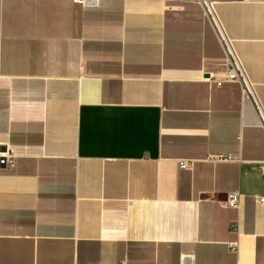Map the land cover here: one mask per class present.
I'll return each instance as SVG.
<instances>
[{"label": "crops", "instance_id": "obj_1", "mask_svg": "<svg viewBox=\"0 0 264 264\" xmlns=\"http://www.w3.org/2000/svg\"><path fill=\"white\" fill-rule=\"evenodd\" d=\"M216 1L264 109V0ZM223 60L194 0H0V264H264V128Z\"/></svg>", "mask_w": 264, "mask_h": 264}, {"label": "built area", "instance_id": "obj_2", "mask_svg": "<svg viewBox=\"0 0 264 264\" xmlns=\"http://www.w3.org/2000/svg\"><path fill=\"white\" fill-rule=\"evenodd\" d=\"M82 3H86L87 0H78ZM196 1L203 12L204 18L212 26L216 37L222 46L224 52V60L222 66L224 67L223 78L206 77V81L213 82L217 87H222L224 83L237 82L241 85L242 94L249 99L260 118L261 125L264 128V109L256 93V85L250 79L248 72L236 50L235 41L228 35L224 25L218 15L216 9V0H194ZM96 3V1H93ZM16 154L10 147H6L5 150L0 151V168L11 169L15 165ZM211 160L216 162H230L234 158L232 155H215L210 157ZM191 161L181 160L179 161L180 169L188 170L191 168ZM264 176V169H263ZM241 201V194L239 192L229 193L226 198L221 201L222 207L239 209ZM258 202L264 205V198H258ZM233 230L236 233H239V222L236 221L233 223ZM230 247L232 250L237 251V243H231ZM125 264V263H123Z\"/></svg>", "mask_w": 264, "mask_h": 264}, {"label": "water", "instance_id": "obj_3", "mask_svg": "<svg viewBox=\"0 0 264 264\" xmlns=\"http://www.w3.org/2000/svg\"><path fill=\"white\" fill-rule=\"evenodd\" d=\"M2 150H5L4 147L2 148Z\"/></svg>", "mask_w": 264, "mask_h": 264}]
</instances>
